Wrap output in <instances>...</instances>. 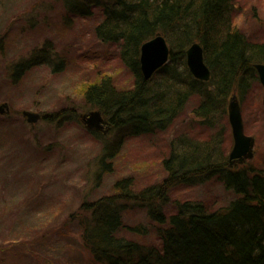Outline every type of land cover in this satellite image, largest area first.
I'll list each match as a JSON object with an SVG mask.
<instances>
[{"label": "rangeland", "instance_id": "374dc122", "mask_svg": "<svg viewBox=\"0 0 264 264\" xmlns=\"http://www.w3.org/2000/svg\"><path fill=\"white\" fill-rule=\"evenodd\" d=\"M232 2V24L248 40L264 42V0ZM104 20L101 8L91 7L87 15L72 14L62 0H0V105L9 106L0 113V264H94L82 231L85 202L116 195L114 185L126 177L134 180L138 191L159 184L165 175L162 161L171 143L183 135L200 141L221 133L220 150L229 158L234 142L227 106L226 112L203 120L193 114L197 102L190 100L167 131L125 139L113 160V172L96 180L104 144L119 136L110 122L106 133L94 131L97 137L82 124L81 115L94 110L86 105L84 92L103 76L120 88L133 85L121 58L122 43L96 35ZM35 51L44 52L45 60L14 83V64L32 59ZM263 93L258 79L243 96L237 94L244 130L256 142L254 157L236 166L264 172ZM27 110L40 113L42 119L30 123L22 114ZM234 197L212 176L174 186L165 209L175 213L176 202L195 200L214 211ZM118 203L125 206L126 225H142L148 231L121 234L159 245L148 207Z\"/></svg>", "mask_w": 264, "mask_h": 264}, {"label": "trees", "instance_id": "16d2710c", "mask_svg": "<svg viewBox=\"0 0 264 264\" xmlns=\"http://www.w3.org/2000/svg\"><path fill=\"white\" fill-rule=\"evenodd\" d=\"M232 1L62 0L72 14H90L91 7L102 9L105 20L96 27V35L106 42L122 43L121 58L133 77L131 87L120 88L103 76L84 92L86 105L101 111L119 136L104 144L98 182L113 172V160L125 139L167 131L190 100L197 102L193 114L208 120L227 111L225 104L233 93L243 96L252 81L258 80L254 63L264 62V42L248 40L232 24ZM158 32L168 39L172 55L146 80L140 70V47ZM195 41L204 47L214 91L209 89L211 82L193 79L185 64V50ZM45 56L35 51L32 59L14 64L13 82ZM49 116L44 117L49 121ZM92 132L97 137L98 133ZM220 138L221 133L200 141L183 135L171 143L168 157L162 161L165 175L159 184L138 191L134 180L126 177L114 185L116 195L85 202L82 210L87 215L81 224L93 263L264 264V172L246 165L230 167L221 153ZM212 176L235 195L227 205L213 211L205 203L188 200L176 202L175 213L166 212L174 186ZM131 199L148 204V218L153 221L159 245L121 234L148 232L142 225L125 226V206L118 202Z\"/></svg>", "mask_w": 264, "mask_h": 264}, {"label": "water", "instance_id": "95a60500", "mask_svg": "<svg viewBox=\"0 0 264 264\" xmlns=\"http://www.w3.org/2000/svg\"><path fill=\"white\" fill-rule=\"evenodd\" d=\"M141 49L140 67L144 78L147 80L154 75L157 69L163 67L168 62L169 48L166 38L160 33H157L153 40L145 42ZM203 52V47L199 42L195 41L187 50V65L196 78L208 80L211 75V69L205 63ZM254 66L257 69L260 82L264 87V63H256ZM230 99L228 110L234 144L229 154V163L232 166L234 163L244 164L245 160L254 157V145L256 141L254 137L247 135L244 130L242 109L237 96L234 94ZM8 107L7 102L1 104L0 113H6V109L9 111ZM22 114L30 123H38L41 119L40 113L29 110L23 111ZM81 120L89 130L93 129L102 132L108 130L103 126L104 115L99 110H91V112L82 114Z\"/></svg>", "mask_w": 264, "mask_h": 264}, {"label": "bare ground", "instance_id": "6f19581e", "mask_svg": "<svg viewBox=\"0 0 264 264\" xmlns=\"http://www.w3.org/2000/svg\"><path fill=\"white\" fill-rule=\"evenodd\" d=\"M159 33V32H158ZM161 34V33H160ZM157 35V33L155 34V35H153L152 36V38L150 39V40H148V41H151V40H153V38L155 37ZM162 35V34H161ZM162 36H164V35H162ZM166 38V37H165ZM148 41H146V42H148ZM166 41H167V44H168V48H169V57H168V62L170 61V57H171V55H172V48H171V45H170V43H169V41H168V39L166 38ZM145 42H143L142 43V45H141V47H140V56H141V52H142V46H143V44H144ZM193 44V43H192ZM192 44H190L187 48H186V50H185V58H186V61H185V64H186V66H187V69H189V72H190V74L192 75V77H193V79H196V80H199V81H202V82H204V83H208V82H211L212 80H213V78H212V69L209 67V65H208V63L206 62V53L205 52H203V57H205L204 59H205V63H206V65H208V67L211 69V75H210V77H209V79L208 80H202V79H199V78H196L194 75H193V73H192V71L190 70V68H188V65H187V50L190 48V46L192 45ZM201 45V44H200ZM203 47V46H202ZM203 49H204V47H203ZM140 56H139V60H140ZM167 62V63H168ZM167 63H165V64H167ZM164 64V65H165ZM164 67V66H163ZM162 68V67H161ZM161 68H159V69H161ZM159 69H157V71L154 73V75L159 71ZM140 70H141V67H140ZM154 75L151 77V78H149V79H152L153 77H154ZM257 76H258V73H257ZM149 79H147V80H149ZM212 83V84H211ZM210 84H208L210 87H209V89H212L213 91L215 90L214 88H215V84L213 85V82H211ZM226 106H227V108L229 107V102H227L226 104H225ZM225 106V107H226ZM101 112V111H100ZM103 115V114H102ZM108 123H107V122ZM82 122V121H81ZM106 124H105V123ZM104 122H103V126H104V128L105 129H108L109 130V128H110V125H109V121L105 118V116H104ZM83 123V122H82ZM107 130V131H108ZM106 131V132H107ZM99 133L100 132H102V131H98ZM106 132H102V133H106ZM148 135V134H147ZM150 135H153V134H150ZM228 163H229V161H228ZM229 165H230V167H232L233 168V166H235L234 164L231 166V164L229 163ZM206 179H208V178H205L204 180H206ZM197 181H199L200 182V180H196L195 182H197ZM203 181V180H202ZM201 181V182H202ZM128 201H133V202H135V203H139L140 205H142V206H146L147 207V203H144V202H142V201H134L133 199H131V200H128ZM121 204V203H120ZM122 205V204H121ZM148 210V209H147ZM148 213H149V210H148ZM125 223V222H124ZM125 226H127V227H129L128 225H126L125 224Z\"/></svg>", "mask_w": 264, "mask_h": 264}]
</instances>
